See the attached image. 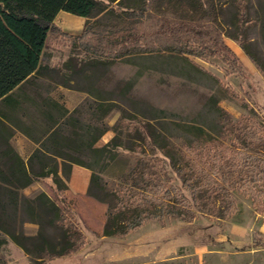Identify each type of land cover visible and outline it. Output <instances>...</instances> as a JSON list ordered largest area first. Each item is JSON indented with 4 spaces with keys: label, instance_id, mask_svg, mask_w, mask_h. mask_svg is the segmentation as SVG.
I'll use <instances>...</instances> for the list:
<instances>
[{
    "label": "rangeland",
    "instance_id": "obj_1",
    "mask_svg": "<svg viewBox=\"0 0 264 264\" xmlns=\"http://www.w3.org/2000/svg\"><path fill=\"white\" fill-rule=\"evenodd\" d=\"M165 1L155 3L160 13L152 11L159 18H165ZM232 1L216 0L219 21L226 29L234 20ZM250 2L255 17L258 0ZM187 9L179 6L178 16H192ZM94 20L116 23L119 19L115 14H101ZM87 22L86 18L77 25L71 17L56 18L42 56L47 69L17 90L9 103L0 104V116L12 128L11 146L26 159L41 145L55 149L48 141L55 130L66 135L69 131L83 132L84 126L91 127L93 134L106 131L95 148L115 137L127 147L136 141L137 132L150 124L170 133L172 142L180 148L190 140V158L196 163L208 152L206 164H199L198 169H205L209 176V199L194 200L162 153L152 155L148 150L143 155L140 150L132 153L117 149L114 160L100 171L104 182L124 193L121 185H127L131 170L143 159L156 166L165 185L178 189L179 197L186 199L184 206L195 217L191 221H149L127 236L107 237L102 228L108 207L87 193L91 171L74 165L67 180L59 159V174L67 190L56 188L48 177L22 193L28 198L47 193L61 207L64 224L81 230L83 245L71 255L37 263L0 231V241H5L0 244V264H264V172L257 160L264 158L261 70L239 42L228 37H223L225 45L220 47V55L210 54L193 42L164 53L105 60L84 68L92 61L79 41ZM259 36L257 27L249 38L259 40ZM69 58L74 59V73L64 68ZM101 104L111 111L104 115ZM69 117L73 121L68 126ZM71 153L95 163L89 151ZM0 218L19 232L22 228L27 236L38 232L36 223L21 224L20 207L15 209L1 190Z\"/></svg>",
    "mask_w": 264,
    "mask_h": 264
},
{
    "label": "trees",
    "instance_id": "obj_2",
    "mask_svg": "<svg viewBox=\"0 0 264 264\" xmlns=\"http://www.w3.org/2000/svg\"><path fill=\"white\" fill-rule=\"evenodd\" d=\"M0 0V104H7L14 93L25 86L31 78L38 76L46 67L42 56L46 41L54 21L60 12H68L88 19L79 38L80 46L92 61L84 68L95 66L102 61L123 60L131 56L164 53L181 45L198 42L210 54H219L224 46L223 37L239 42L244 53L255 63L264 75V0H258L255 17L252 16L250 0H233L234 20L226 29L219 21V8L216 0H166L167 10L159 18L153 12L159 0ZM121 9L117 12L116 7ZM179 6H186L192 16H178ZM153 11V12H152ZM115 14L116 23L91 21L99 15ZM188 15V14H187ZM189 16V15H188ZM173 25V26H172ZM195 27L200 31H196ZM259 27V38L250 39L252 29ZM203 29V30H202ZM197 32V33H196ZM64 68L74 73V59L69 58ZM47 69V68H46ZM106 115L109 106L100 105ZM68 111H66V114ZM69 117L67 125H71ZM83 132L69 131L62 134L55 130L48 141L55 149L41 145L27 159L11 146L12 128L0 116V190L8 196L15 209L20 207L21 224L33 222L38 225L36 235L27 236L21 228L0 218V231L20 246L34 262L59 258L73 254L83 245L84 237L75 226L64 224L61 207L47 193L32 198L22 191L42 178L51 177L56 188L67 190L64 177L68 180L74 165L91 171L87 193L96 201L108 207L103 225V235L107 237L127 236L140 229L149 221H165L172 218L191 221L195 216L184 206L185 198L179 197L174 185L168 187L156 166L140 160L131 170L127 185H121L124 193L111 188L104 182L100 171L105 170L116 156V150L147 155V151L162 153L169 160V166L176 171L182 184L187 186L194 200L205 201L210 191V179L205 169L198 165L206 164L205 152L196 163L191 157L192 142L186 140L183 148L175 145L171 134L166 130L153 128L150 124L137 133L136 141L124 147L118 139L103 147L95 148L96 143L106 132L93 134L91 127H82ZM244 140V139H243ZM245 140L243 145L248 146ZM264 154V146L261 145ZM112 147L111 149H109ZM67 149L69 153L63 151ZM89 151L95 163L83 160L71 152ZM209 156V155H208ZM59 159L62 160V174H59ZM264 172V158L257 159ZM245 162H248L246 158ZM231 165V163H230ZM96 168L97 171H96ZM199 170V171H198ZM261 172V171H260ZM223 178L225 176L222 175ZM206 204V203H205ZM199 212H204L201 209ZM5 242L0 241V244Z\"/></svg>",
    "mask_w": 264,
    "mask_h": 264
},
{
    "label": "crops",
    "instance_id": "obj_3",
    "mask_svg": "<svg viewBox=\"0 0 264 264\" xmlns=\"http://www.w3.org/2000/svg\"><path fill=\"white\" fill-rule=\"evenodd\" d=\"M59 16H67V17H71L72 18V20H73V22L74 23H76L77 25H80V23L81 22H83L86 18L85 17H82V16H75V15H72V14H70V13H68V12H60V13H58V15L56 16L57 18L59 17ZM81 20H83V21H81ZM32 154V153H31ZM31 154H29V155H27V158L31 155ZM26 158V159H27Z\"/></svg>",
    "mask_w": 264,
    "mask_h": 264
},
{
    "label": "bare ground",
    "instance_id": "obj_4",
    "mask_svg": "<svg viewBox=\"0 0 264 264\" xmlns=\"http://www.w3.org/2000/svg\"><path fill=\"white\" fill-rule=\"evenodd\" d=\"M81 21H83V20H81ZM82 26H83V25H82ZM66 27L70 29V27H69L67 24H66Z\"/></svg>",
    "mask_w": 264,
    "mask_h": 264
}]
</instances>
